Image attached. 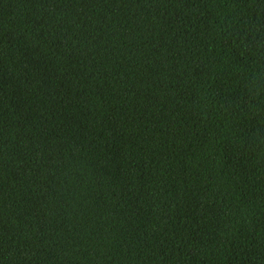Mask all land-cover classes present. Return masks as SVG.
Listing matches in <instances>:
<instances>
[{"label": "trees", "instance_id": "obj_1", "mask_svg": "<svg viewBox=\"0 0 264 264\" xmlns=\"http://www.w3.org/2000/svg\"><path fill=\"white\" fill-rule=\"evenodd\" d=\"M0 264H264V0H0Z\"/></svg>", "mask_w": 264, "mask_h": 264}]
</instances>
